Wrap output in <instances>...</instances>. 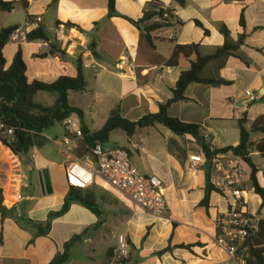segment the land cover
Returning <instances> with one entry per match:
<instances>
[{
    "label": "crops",
    "instance_id": "crops-1",
    "mask_svg": "<svg viewBox=\"0 0 264 264\" xmlns=\"http://www.w3.org/2000/svg\"><path fill=\"white\" fill-rule=\"evenodd\" d=\"M1 1L15 2L10 14L23 10L26 20L25 26L8 21L0 31L15 26L24 29L31 21L29 33L44 27L50 36L49 42L10 40L4 50L8 66L22 49L29 80L51 84L61 77L76 78L81 63L86 90L70 93L69 102L83 111L84 120L73 115L68 121L82 129L85 126L91 135L104 128L115 110L130 121L157 114L161 105L173 99L181 74L196 61L195 55L180 56L177 66H168L176 47L198 45L203 57L212 56L225 44L223 26L234 43L245 35L237 56L230 57L220 72L232 85L193 84L186 92L188 100L173 104L170 115L199 125L213 149L237 147L240 121L246 119L250 128L264 116V0H184L185 5L175 0H116L122 17L113 18L109 17L108 0ZM152 2L170 9L175 21L172 27L152 33L149 42L125 18L141 20ZM91 43L95 51L89 59L97 64L96 70L85 68L81 58ZM52 45L57 47L55 55H50ZM36 100L52 106L56 97L40 93ZM65 136L64 124H57L39 136L27 157L17 159L0 141V178L11 177L4 170L14 171L19 161L28 169L20 198L3 196L0 264H50L65 253L68 244L71 256L67 264H239L216 242V221L229 209V194L211 192L208 205L202 206L213 173L208 174V163L192 167L190 157L204 154L201 146L191 136H178L160 124L138 129L132 137L126 135V146L108 142L103 146L126 149L142 174L160 178L167 201L162 216L134 208L126 196L97 177L83 193L94 197L98 213L73 202L67 213L52 219L48 232L40 231L50 215L60 212L66 203L70 192L66 168L94 147L84 136L64 151L58 143ZM252 140L249 158L264 187V156L255 148L264 134H254ZM90 164L97 166L95 160ZM241 165L248 212L262 221L264 202L252 186V169L243 161ZM44 170L49 173L51 192L43 183ZM122 233L128 238L131 254L119 262L114 253ZM183 245L191 249L180 248Z\"/></svg>",
    "mask_w": 264,
    "mask_h": 264
},
{
    "label": "trees",
    "instance_id": "trees-1",
    "mask_svg": "<svg viewBox=\"0 0 264 264\" xmlns=\"http://www.w3.org/2000/svg\"><path fill=\"white\" fill-rule=\"evenodd\" d=\"M180 5H185L184 0H175ZM160 2H152L147 5L144 16L139 21L125 18L135 26L144 35L149 42L152 41L151 34L166 28L172 27L175 16L167 23H157L155 19L163 16V10L156 12ZM27 6V5H25ZM15 9V2H4L0 0V11L10 13ZM109 17H122L116 9V0H108ZM173 13L172 11H170ZM199 26L202 25L198 22ZM241 25L245 27L244 16L241 18ZM68 26H72L69 24ZM20 27H9L0 31V124L2 131L0 141L12 153L19 157H27L31 150L36 146L39 136L57 124H63L73 115H77L83 122L84 113L82 110L73 107L69 102L70 93L84 92L86 90V78L83 74L81 63L79 65V74L76 78L61 77L56 82L48 84L38 80L30 81L27 76L28 66L24 58L22 49L15 55L11 64L4 55V50L9 44L10 38ZM226 41L214 55L203 57L199 52L198 45L177 46L172 59L167 63L168 66H177L180 56H196V61L191 63V68L181 74L176 89L173 91V99L165 105L160 106L157 114H148L138 121H130L121 116L119 110H115L104 128L92 135L85 126L83 132L91 145L105 144L109 142L110 136L114 131L121 130L127 136L132 137L138 129L155 127L157 124L163 125L178 136H191L201 146L204 155L210 164L211 159L221 153L233 151L252 169V186L255 193L261 197L264 202V187L257 180V168L249 158L254 148L252 137L254 134H264V116L258 118L250 128L246 126L247 120L243 119L239 123L240 143L237 147H227L223 149H213L210 147L201 133V128L197 124H191L174 118L170 115L173 104L187 101L186 92L189 86L193 84H203L207 86H229L232 82L226 81L220 77V72L226 67L230 57H236L237 52L245 42V35H241L237 43H234L230 37V31L226 27L221 28ZM28 42H49L50 36L44 27H39L27 35ZM90 50L95 51V45L90 44ZM57 47L51 46L50 55H55ZM47 55H42L46 57ZM40 93H48L56 97L52 106H46L37 102L36 98ZM12 131V135L9 132ZM255 148L264 156V140L255 146ZM211 169L208 170L210 174ZM210 177V176H209ZM224 192L217 189L209 179L207 195L202 206H207L211 192ZM79 203L90 210L98 213L94 197L85 195L83 190H77L70 187L68 198L62 210L50 215L49 222L45 228L39 227V230L46 233L51 229L52 219L62 216L68 212L70 205ZM0 208L5 210L3 191L0 189ZM70 244L66 246L64 254L56 256L50 264H67L70 259ZM180 248L191 249V246H180ZM246 250L247 264H264V219L259 222V229L252 234L243 245ZM168 248L167 250H169Z\"/></svg>",
    "mask_w": 264,
    "mask_h": 264
},
{
    "label": "built area",
    "instance_id": "built-area-1",
    "mask_svg": "<svg viewBox=\"0 0 264 264\" xmlns=\"http://www.w3.org/2000/svg\"><path fill=\"white\" fill-rule=\"evenodd\" d=\"M163 10V16L157 17V23L165 24L171 20L173 13L164 5H158L156 12ZM29 21L24 29H18L10 38L11 41L25 43L29 29L32 26ZM44 46L47 48L48 44ZM90 47V46H89ZM71 48V45H70ZM69 52V50H68ZM90 48L82 53V63L85 68L96 70L97 64L90 62L92 56ZM66 136L58 143L59 147L68 151L69 146L76 139L84 138L83 129L75 123L66 121L63 123ZM12 131L9 132L12 135ZM11 151V150H10ZM12 153V151H11ZM13 158L18 156L11 154ZM96 161V168L91 162ZM192 167L208 163L204 154L190 157ZM242 159L233 151L214 156L210 161V169L213 173L212 184L229 194V209L220 215L216 221L217 244L237 263L247 264L246 250L243 245L259 229L260 220L248 212L247 203L242 189L245 181V172L241 165ZM14 171L7 172L11 177L0 178V189L3 196H15L18 199L27 185V168H23L21 162L16 163ZM16 172V173H15ZM4 173V172H3ZM97 177L102 178L116 191L126 196L133 207L153 216H162L167 209L163 183L157 176H146L131 163L129 152L120 147L105 149L102 144H96L82 159L75 160L66 168V179L69 187L77 190H87L95 182ZM23 188V189H22ZM131 248L125 234L118 237V247L114 253V259L119 262L130 258Z\"/></svg>",
    "mask_w": 264,
    "mask_h": 264
},
{
    "label": "rangeland",
    "instance_id": "rangeland-1",
    "mask_svg": "<svg viewBox=\"0 0 264 264\" xmlns=\"http://www.w3.org/2000/svg\"><path fill=\"white\" fill-rule=\"evenodd\" d=\"M0 15H1L0 16V28L2 25L8 26V25H6V22H8V21H12V22H16V23L21 22L20 23L21 26H25L26 17H25L23 10H19L18 12H15L12 15L10 13H7V12H1ZM8 51H9V47H8ZM6 53H7V50H6ZM29 74H31V73L29 72ZM112 143L121 144V145L126 146L127 145L126 134L121 130H117L116 132L113 133V136H111L110 141L107 144H112Z\"/></svg>",
    "mask_w": 264,
    "mask_h": 264
},
{
    "label": "water",
    "instance_id": "water-1",
    "mask_svg": "<svg viewBox=\"0 0 264 264\" xmlns=\"http://www.w3.org/2000/svg\"><path fill=\"white\" fill-rule=\"evenodd\" d=\"M43 175H44L43 183H44L47 191L51 192V182H50L48 170H44Z\"/></svg>",
    "mask_w": 264,
    "mask_h": 264
}]
</instances>
